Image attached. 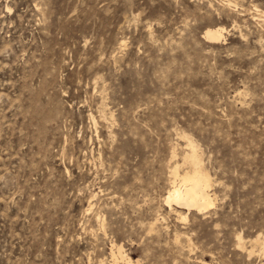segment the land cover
I'll return each instance as SVG.
<instances>
[{
    "label": "rangeland",
    "instance_id": "rangeland-1",
    "mask_svg": "<svg viewBox=\"0 0 264 264\" xmlns=\"http://www.w3.org/2000/svg\"><path fill=\"white\" fill-rule=\"evenodd\" d=\"M129 260L264 264V0H0V264Z\"/></svg>",
    "mask_w": 264,
    "mask_h": 264
},
{
    "label": "bare ground",
    "instance_id": "bare-ground-1",
    "mask_svg": "<svg viewBox=\"0 0 264 264\" xmlns=\"http://www.w3.org/2000/svg\"><path fill=\"white\" fill-rule=\"evenodd\" d=\"M222 36L223 33L221 29H210L206 33V37L211 42L219 41ZM189 158L194 165V170L183 176H181L178 172L174 174V186L172 187L166 200L169 204L175 202L179 205L195 208L197 211H203L214 204L211 194L209 193L211 180L209 175L203 171L200 158L194 148ZM177 181H180V184H177ZM128 262L130 264L132 263L131 260Z\"/></svg>",
    "mask_w": 264,
    "mask_h": 264
}]
</instances>
